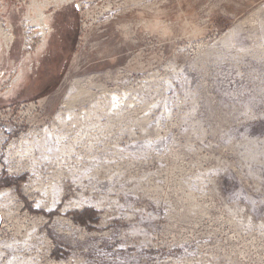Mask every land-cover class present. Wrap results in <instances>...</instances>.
<instances>
[{"label":"rangeland","instance_id":"obj_1","mask_svg":"<svg viewBox=\"0 0 264 264\" xmlns=\"http://www.w3.org/2000/svg\"><path fill=\"white\" fill-rule=\"evenodd\" d=\"M33 1L0 0V264H264V0Z\"/></svg>","mask_w":264,"mask_h":264},{"label":"bare ground","instance_id":"obj_2","mask_svg":"<svg viewBox=\"0 0 264 264\" xmlns=\"http://www.w3.org/2000/svg\"><path fill=\"white\" fill-rule=\"evenodd\" d=\"M142 1V0H141ZM114 2H117V1H114ZM114 2H112V3H108L107 4V7H105L104 8V11H105V13H108V12H111L112 11V9H113V3ZM53 3V0H34L33 2H32V5L30 6V8L34 11V13H35V17L31 20V21H29V23H31L32 22V27H37V25L38 26H44V19H45V13H44V10L50 5V4H52ZM55 3H57V2H55ZM125 3H126V1H125ZM145 3V2H144ZM105 4V3H104ZM121 4V3H120ZM127 4V3H126ZM123 5V4H122ZM103 7V6H102ZM44 9V10H43ZM143 9V8H142ZM99 10V9H98ZM101 11H103V10H101ZM103 11V12H104ZM113 12V11H112ZM101 14V13H100ZM102 15V14H101ZM95 16V15H94ZM31 17V16H30ZM31 25H29V26H31ZM2 37H3V34L2 33H0V51H1V49H2V44H1V42H2ZM0 78H1V76H0ZM19 81V80H18ZM15 83H17V80H16V82Z\"/></svg>","mask_w":264,"mask_h":264},{"label":"trees","instance_id":"obj_3","mask_svg":"<svg viewBox=\"0 0 264 264\" xmlns=\"http://www.w3.org/2000/svg\"><path fill=\"white\" fill-rule=\"evenodd\" d=\"M77 221L83 225V226H88L91 222L94 221V216L89 215V211L85 210L82 213L78 214L77 216Z\"/></svg>","mask_w":264,"mask_h":264}]
</instances>
